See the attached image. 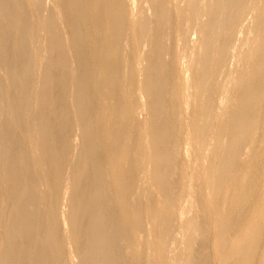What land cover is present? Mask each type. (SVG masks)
Segmentation results:
<instances>
[{"label": "bare ground", "instance_id": "bare-ground-1", "mask_svg": "<svg viewBox=\"0 0 264 264\" xmlns=\"http://www.w3.org/2000/svg\"><path fill=\"white\" fill-rule=\"evenodd\" d=\"M36 1L0 0V224L2 236L15 242L0 264H65L64 233L74 241L84 239L80 254L89 264H127L122 255L93 253L91 246L109 239L106 234H133L128 240L135 241L145 228L148 260L168 264L152 256L171 251L176 241L168 236L169 222L181 214L177 206L183 187L173 178L179 123L176 60L164 57L163 38L181 13L164 15L170 0H145L151 13L142 19L126 0H51L49 8ZM244 1L213 0L199 25L200 42L212 19L220 26L234 25ZM29 6L32 14L46 11L35 20L45 36L43 62L32 47ZM254 31L244 57L255 72L248 75L243 68L236 76L234 108L221 113L210 99L207 116L217 117L213 130L210 122L200 123L206 116L198 98L202 101L200 92L215 73L205 52L192 72L188 128L200 133L195 143L200 146L210 131L209 143L216 148L209 151L207 166L212 185L196 189L198 217L181 226L189 230L199 218L204 225L184 240L182 264H210L212 259L264 264V190L261 197L257 190L264 171L247 169L245 184L228 179L246 126H257L264 137V5L255 15ZM142 38L149 44L144 58L134 51ZM226 47L227 41L219 44L220 59ZM138 92L148 114L142 122L134 115ZM74 128L79 143L71 160ZM142 174L158 195L140 187ZM221 188L226 203L218 212L215 197ZM218 222L220 227L211 231ZM127 261L144 264L140 252Z\"/></svg>", "mask_w": 264, "mask_h": 264}, {"label": "rangeland", "instance_id": "rangeland-1", "mask_svg": "<svg viewBox=\"0 0 264 264\" xmlns=\"http://www.w3.org/2000/svg\"><path fill=\"white\" fill-rule=\"evenodd\" d=\"M35 4L36 0H31ZM129 4L131 12L139 11V18H143L145 15L151 13V9L147 6L145 0H126ZM213 0H170L169 11H165L164 15L170 13H176L179 10L181 18L176 17V21L172 24V27L167 30L164 34V44L166 52L164 57L169 59L174 57L176 60V76H175V105L178 108V127L176 134L178 137V143L176 147V173H174V181L181 183L182 185V197L178 200L179 210L182 208L181 214H173L170 217L171 231L168 236H173L176 239L175 243L171 247V251H166L161 255L154 254L152 256L157 258L159 262H166L168 264H182L179 253L184 248V240L188 234L192 233L193 236L197 235V231L202 223H197L186 230L181 227L186 219L198 217V204L196 200V189L199 186L208 188L212 185L211 181H208L207 166L211 163V157L209 151L212 150L214 153L216 145L209 143L211 141V134L208 131L204 136V142L200 145L195 144L200 133L190 131L188 128L189 124V109L192 103L193 85H192V72L195 69V65L199 59L200 53H206V56L211 60V66L214 69V74L208 78L210 81L203 87L200 92L198 100L202 103L204 117L201 124H207L210 122L209 130L216 128L213 123L217 122V117L212 120L207 116V106L211 98H215V108L218 111L224 112V109H232L235 103L232 101L233 96L239 90V85L236 83V76L238 73L245 68L248 75L253 74L252 61L245 59V54L250 49L254 38H255V15L261 5H264V0H245L244 11L241 15L236 18L234 25L229 22L224 25L219 24L217 19H212L211 25L207 27L205 37L200 42L201 33L199 31L200 23L206 20V12L208 7L212 4ZM43 7L49 8L52 1L43 0ZM184 9V10H183ZM30 13V19L34 25V38L32 41V47L39 54L41 62L44 60L46 54L45 48V36L42 30L36 25L35 20L45 16V10H39L38 13L32 14L31 7L27 8ZM171 11V12H170ZM214 25V26H213ZM142 38L135 50L137 54L144 58V54L148 51L149 44ZM227 41L226 50L220 59L217 48L219 44ZM134 52H129L131 55ZM141 63L137 65V69L141 67ZM132 74L136 72L131 71ZM138 73V72H137ZM136 78L141 79L140 74H136ZM232 81V82H231ZM218 88L215 91L214 85ZM208 99V100H207ZM136 102L139 107L135 109V118L142 122L147 119V110L145 107V98L141 92L136 93ZM223 104V105H222ZM260 104L264 105V101L260 100ZM79 143V130L73 129L71 137V149L70 158L74 160L78 152ZM239 151L237 162L228 173L229 181L245 184L247 183L248 177L246 176V170H256L258 174L260 169L264 171V137L258 133L257 126H251L249 124L245 128V133L240 136L237 140ZM255 173L254 177H257ZM230 182L225 184L228 187ZM147 187V189L155 192L153 185L149 184V180L146 174L140 176V187ZM258 195L261 197L264 190V177L260 179L258 184ZM231 199V198H230ZM217 203L216 211L223 209L225 198L224 190L218 192L215 197ZM231 200L230 202H232ZM65 202V201H64ZM63 202V203H64ZM182 203V204H181ZM63 205V204H62ZM65 205V203H64ZM62 208H65L64 206ZM184 205V206H183ZM201 222V221H200ZM221 223L212 224L211 231L216 230L220 227ZM257 226V225H256ZM204 227V225H203ZM196 230H195V229ZM3 224H0V256L10 248L14 247L12 240H6L2 236ZM111 231V228L108 229ZM148 229H143L137 232V241H129L128 238L134 239L133 234L130 235H109L107 240L96 241L91 246V250L95 253L97 250L100 251H113L118 253L126 259L127 264H136L132 261H127L131 258L133 252H140L144 259V264H151L148 260L149 252L147 244H145V238L147 237ZM111 233V232H110ZM209 233V232H208ZM206 234L208 244L211 245L210 234ZM142 235V236H141ZM150 238V236H148ZM63 247L66 253L65 264H89L87 257H82L80 254L82 249L86 247L84 239L74 241L64 233ZM86 249V248H85ZM157 256V257H156ZM210 264H218L212 259Z\"/></svg>", "mask_w": 264, "mask_h": 264}]
</instances>
